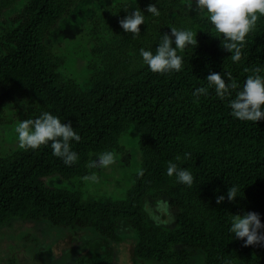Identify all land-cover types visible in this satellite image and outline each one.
I'll return each mask as SVG.
<instances>
[{"label":"trees","instance_id":"trees-1","mask_svg":"<svg viewBox=\"0 0 264 264\" xmlns=\"http://www.w3.org/2000/svg\"><path fill=\"white\" fill-rule=\"evenodd\" d=\"M76 2L24 0L14 17L4 18L0 124L12 125L14 114L19 124L48 112L62 123L70 122L80 140L70 141L79 156L72 166L52 154L51 142L35 150L17 145L0 153V227L20 219L90 229L99 239L88 245L89 256L76 258L77 264H112L114 253L106 241H120L121 223L135 235V261L187 264L191 252L200 250L202 264H264V246L245 247L229 231L232 215L246 212L258 213L264 225V120L241 121L230 115L228 106L253 68L260 67L264 77V17L246 36L241 60L234 63L221 47L223 37H217L206 17L189 10L187 0H138L134 5L116 1L93 15L86 33L89 76L78 83L66 76L62 55L45 44L54 25ZM16 3L0 0V19ZM149 4L157 7L159 16L147 13ZM136 8L145 21L133 38L119 21ZM172 27L196 33L197 45L178 50L181 71L153 73L143 63L140 49L155 54L162 35L170 34ZM227 72L240 86L230 98L221 100L213 88L196 102L193 92L207 86L209 74L220 73L231 83ZM132 133L139 161L124 194L99 195L84 188V178L96 172L91 160L106 151L122 154L120 139ZM170 161L191 172V187L167 175ZM53 179L60 182L49 183ZM232 186L239 191L229 202ZM219 195L225 199L217 204ZM146 198L166 200L175 212L173 227L147 222ZM260 231L264 233V228Z\"/></svg>","mask_w":264,"mask_h":264},{"label":"clouds","instance_id":"clouds-1","mask_svg":"<svg viewBox=\"0 0 264 264\" xmlns=\"http://www.w3.org/2000/svg\"><path fill=\"white\" fill-rule=\"evenodd\" d=\"M193 5H195L193 9ZM189 10H194L196 14L203 15L210 22L217 37H223L221 47L231 53V60L238 63L242 57V48L245 38L251 32L261 17H264V0H187ZM128 9V8H127ZM125 9V11H127ZM147 13L159 16L160 12L153 4L146 8ZM145 16L143 12L136 8L119 21L120 27L125 33H131L133 38L140 35V25L144 24ZM191 30H180L171 28L170 34L162 35L161 42L152 51L140 49V56L143 63L153 73L170 74L179 72L183 67V57L178 55V50L183 51L187 46L197 45V40ZM174 38V39H173ZM173 44L175 45L173 47ZM245 71H248L245 69ZM260 67L253 68L252 74L248 75L242 89L236 91L234 99L228 100L231 109L230 115L241 121L257 122L264 120V77L260 75ZM226 76L231 83H226L220 73H211L205 80L206 87H199L193 92L196 102L201 95L207 96L209 89H213L221 100L232 96V91L240 88L233 80L231 72ZM18 146L24 150H35L42 145H48L52 149V154L58 157L66 166L75 164L79 156L71 150L70 141H79L80 136L74 131L71 123H62L60 119L48 112L42 113L38 118L25 119L19 122L15 128ZM190 153L185 154V158H190ZM115 154L106 151L98 156V160L92 161L91 165L98 168H106L115 163ZM177 159H180L177 157ZM140 174L143 172L141 170ZM168 176H176L179 183L189 187L194 182V177L187 169L179 168L175 163L168 162ZM84 179L98 180L95 175L86 176ZM239 188L232 186L228 188L227 199L232 202L237 197ZM224 195L216 197V203L224 201ZM259 214L256 212H246L243 215H232L229 231L238 240H243L245 247L253 245L264 246V233L261 229Z\"/></svg>","mask_w":264,"mask_h":264},{"label":"rangeland","instance_id":"rangeland-1","mask_svg":"<svg viewBox=\"0 0 264 264\" xmlns=\"http://www.w3.org/2000/svg\"><path fill=\"white\" fill-rule=\"evenodd\" d=\"M24 0H17L14 7L4 12L0 19V30L7 20L14 17L20 10ZM122 1L124 5H134L138 0H77L66 14L54 25L46 36L45 44L52 51L62 55V67L67 77L80 83L88 76L85 67L86 49L90 43L86 33L92 24L93 15L114 2ZM7 19L5 21V19ZM22 112V108L18 109ZM18 117L13 115V124H0V153L6 154L18 145L15 124ZM133 133L120 139L124 147L122 154H115V163L106 167L95 168L98 180H84L83 187L97 194L120 197L131 184L132 172L137 168L139 155L132 143ZM98 160L94 157L92 161ZM91 181V182H90ZM53 179L49 183H59ZM94 186L92 187V185ZM72 187L73 182L67 184ZM144 212L151 226L173 227L175 212L170 210L164 198H146ZM119 242L106 241L114 255L112 264H157L155 262L135 261L132 248L135 235L125 223L118 227ZM99 239L90 229H69L54 227L46 221L32 222L12 219L0 227V264H77L76 258L89 256L88 245ZM102 245V244H101ZM103 246V245H102ZM201 256V262L199 259ZM76 262V263H75ZM202 264L200 250L191 252L187 264ZM240 264V263H235Z\"/></svg>","mask_w":264,"mask_h":264}]
</instances>
